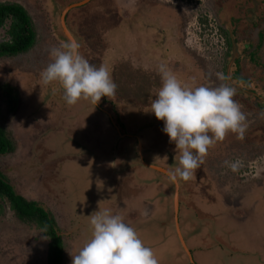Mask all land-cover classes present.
Masks as SVG:
<instances>
[{
  "label": "rangeland",
  "instance_id": "rangeland-1",
  "mask_svg": "<svg viewBox=\"0 0 264 264\" xmlns=\"http://www.w3.org/2000/svg\"><path fill=\"white\" fill-rule=\"evenodd\" d=\"M14 1L31 12L39 37L30 54L0 59V83L14 85L20 97L14 115L9 116L0 109L3 116L0 123L5 125L17 143L14 154L0 157V169L10 177L18 193L41 202L52 211L60 227L59 233L65 236V264H72L70 252L77 254L91 239V214L103 210L118 214V207L127 204L122 192L130 187L132 181L128 178L136 174L137 166L119 167L118 148L121 150V146L129 144L130 152L134 149L137 156L140 148L134 144V138L145 137L144 131L149 129L151 144L154 145L151 149H155L156 157H165L164 169L174 171L178 165L176 146L170 143L169 136L163 131L164 122L158 120L143 124V115H136V108L140 114L144 111L150 113L151 101L161 87L159 69L162 65L182 84L192 88L201 85L217 87L221 83L233 87L234 100L245 113L248 124L243 140L229 133L222 142L209 149L204 163L191 180H180L183 183L179 186L178 202L180 199V203L188 208L195 194L199 195L197 191H201L198 200L203 201L199 204L202 210L194 211L197 207L194 203L192 220H187L189 225L186 228L189 230L183 229L184 237L189 244L195 242V237L196 242L201 239L208 242L213 238L216 227L224 235L238 217L244 227L236 232L252 234L255 241L261 242L264 238V200L258 203V215H263L262 218L250 216L248 209L234 217L228 211L225 196L232 195L234 189L239 190L246 179L264 174V167H261L259 174L254 175L255 164L264 160V68L251 61L247 53L248 47L261 42L260 33L264 34V0H221L218 5L216 1V6L207 0H91L82 5L83 8L90 7L89 15L73 16L67 25L79 46L80 55L97 68L104 65L112 80L120 77L123 85L146 76L150 81L144 100L131 106L127 99L125 103L121 102L116 91L110 98L102 97L97 105L81 100L69 106L58 83L42 84L40 74L52 62L50 50L72 43L64 32L63 13L70 4L84 0H66L71 2L68 6L63 5L62 0ZM238 9H242L239 16ZM116 10L121 16L114 21L112 16L116 15L108 12ZM210 10L216 14L211 27L204 19V13ZM139 23L147 33L151 31L155 35V43H145L141 52H138L139 43H133L135 38L147 41V35L137 34ZM227 31L231 47L228 46ZM114 39L115 43H109ZM239 70L248 75L250 83L237 79ZM217 73H222L227 79L221 81ZM132 100V97L128 98L129 102ZM156 123L161 125L155 128ZM104 142L109 147L108 151L103 150ZM142 144L141 149L145 151L146 144ZM89 151L92 153L85 154ZM236 158L252 168L253 175L244 177L243 168H240L237 173L233 172V178H229L230 171L225 170L224 162L235 161ZM147 159L144 162L150 163ZM58 164L63 167V173H59ZM117 172H123V178H127H122L123 181L129 182L127 186L122 183L120 188L123 189L118 193L114 183ZM62 177L65 199L61 198L64 196L60 191L61 184H55ZM136 177L140 179L142 175ZM166 178L171 182L173 205H164L166 193L158 183L147 191L153 195L149 196L152 200H158L160 212L142 217L130 226L154 251L158 264H182L187 252L178 236L176 221L168 216L176 212V187L169 176ZM150 180L143 177L139 184ZM261 189L263 187L259 186L257 192ZM132 192L134 197L130 202L134 204L136 199V203H143L141 187L132 186ZM202 204L206 205L205 209ZM209 206H213L211 210ZM68 219L73 223L71 226ZM225 222L229 224L227 229ZM155 232L159 233L156 242L153 238L156 237ZM171 237H176L175 245L170 244ZM224 238L225 235L222 236ZM50 242L43 231L35 225L20 222L9 210L0 218V264H48ZM164 249L171 250L174 256L181 250L183 258L166 256L164 259L160 255ZM209 255L208 252L202 253V261L195 256L197 264L214 260Z\"/></svg>",
  "mask_w": 264,
  "mask_h": 264
},
{
  "label": "clouds",
  "instance_id": "clouds-1",
  "mask_svg": "<svg viewBox=\"0 0 264 264\" xmlns=\"http://www.w3.org/2000/svg\"><path fill=\"white\" fill-rule=\"evenodd\" d=\"M210 12L216 15L213 10ZM204 19L208 25V19L205 16ZM78 47L69 43L52 48V62L42 70L41 81L43 85L58 83L69 106L81 100L97 105L102 97L114 96L117 85L104 65L97 68L90 64L80 55ZM159 75L161 87L151 101V112L164 122L163 131L176 146L178 165L168 172V176L179 184L180 180L192 179L209 149L222 142L229 133L243 140L248 127L247 117L234 100L235 89L226 83L217 87L192 88L182 84L163 65ZM217 77L221 81L227 79L222 73H217ZM224 163L234 173L243 166L239 159ZM90 225L91 239L77 254L70 252L72 264H158L154 251L144 244L133 227L125 223L122 215L112 214L109 210L94 212L90 215Z\"/></svg>",
  "mask_w": 264,
  "mask_h": 264
},
{
  "label": "crops",
  "instance_id": "crops-1",
  "mask_svg": "<svg viewBox=\"0 0 264 264\" xmlns=\"http://www.w3.org/2000/svg\"><path fill=\"white\" fill-rule=\"evenodd\" d=\"M89 1H91V0H89ZM216 1H217V5H218V3L220 4V2H221V0H207V2L212 4V5H215ZM68 12L65 15V19H66ZM108 14L116 15V16H112V17H114V21L116 20L117 16L119 18L121 16L120 12L117 10L113 11V13L108 12ZM241 14H242V9L241 10L238 9L237 15L239 16ZM157 21H158V19L155 22H157ZM108 22H110V21H108ZM68 23H69V21H67V19H66V24L69 25ZM137 27H138L137 28V34L139 33L138 35H141V36L147 35V41H137L136 38L135 39L133 38L135 41L133 43H155V39H154L155 35H153L154 32L150 31V33H147V31L145 29H143V26L140 27V23L138 24ZM131 33H133V32H131ZM126 35H128V33H126ZM69 38H70V36H69ZM128 38H130V37H128ZM78 43H79V41H78ZM109 43H115V39H114V41L109 42ZM113 80L115 83V78H113ZM136 115L137 116L139 115V117H141L143 115V118H144L143 124H145L146 122H149V121H152V122L158 121V119L155 117V114L152 112L147 113L144 111V113L140 114L139 111H136ZM160 125H161L160 123H156V125L154 127L156 128V127H159ZM117 131L119 132L120 136H123L118 128H117ZM56 132H58V131H56ZM144 132H145V137H140V139H139V137L134 138V144H137L138 148H140V151L137 154V156L134 154V151H135L134 149L132 152H130L129 147H128L129 144L124 145L126 147V149H124L125 147H122V146H121V150H120V148H118L119 153L117 155H116V153H114L119 158V161H120L119 167H125L129 164L137 166V167H135L137 170L136 174H134L132 178L131 177L128 178V180L132 181V183L130 184V187L128 189H126V191L122 192L124 199H126V201H127V204L123 207L119 206L118 211H117L118 214L123 216L125 223H127L128 225H133L140 218L149 216L151 214H155V212H157L159 210L158 200L157 199L155 201L152 200L149 196H153V195L151 194L150 191H147V190H149V188H153L158 183L162 184L163 192L166 193L164 205H168L170 203H171V206L173 205V198L171 196V191L169 188L171 185V182H168L169 179L166 178V176H168V172L170 170L164 169V168H166L164 165V163H165L164 158L165 157H160V156L156 157V152L154 153L155 149H151V147L154 148V145L151 144L152 141L150 140V137H152L150 134L151 131L148 129L147 131H144ZM143 139H144V141H143ZM142 142L146 144L145 145L146 146L145 151H144V149H141V147L143 146ZM130 144L132 145L133 143H131V141H130ZM141 144H142V146H141ZM108 148L109 147H108L107 143L104 142L103 150L108 151ZM142 150H143L144 154H142ZM91 153L92 152H90V151L85 152V154H91ZM148 157H149V159H147ZM144 159L149 160L150 163L144 162ZM57 166H58L59 173H61V172L63 173V167H61L60 164H58ZM225 170L226 171L229 170L230 172H228L227 176L229 178H233V176L235 174L230 170V168H228L226 166ZM137 175H142V177H140V179H139V177H136ZM143 177L146 179H149V180L151 178H153L154 180L153 181L150 180V181H147L143 184H139V182H141V178H143ZM122 178H123V172L122 173L117 172V174H115V176H114V183H115V186L117 187V188H115L116 192L123 189L122 187L120 188L122 183L126 184V186L129 184V182H127L128 180L123 181V179H125L126 176L123 179ZM62 180H64L63 177L61 178L60 182L58 180L55 181V184H57L58 186L61 184L59 186L60 188L62 187V184L64 183V181L62 182ZM181 183H183V182H181ZM181 183L180 182H179V184H176L174 182L172 183V184H175V187H176L175 188L176 195L174 198V202H175L174 205H176L175 206L176 212H174L175 214L173 213L172 215L169 213L168 216L172 217V219H174L176 221V225H177L176 229L178 232V236L180 237V240L182 242V247L185 248V245H186V247L189 248V251L191 253L190 252L188 253L186 250L187 254L183 258L182 257L183 251H181V250L176 251L177 254L174 256V253H172L171 250L164 249L160 252V255L164 259L166 258V256L168 258H170V256H174L175 258H178V259L183 258L182 264H197V260H196L195 256H197L198 259L200 261H202V257H203L202 253L208 252L210 254L209 256L212 255V257H214V260H212V259L210 261L206 260V264H264V238L261 239V242H257L252 237V234H245V232H242V231H240L239 233L236 232V230H239V229L241 230V228L244 227L243 222H241L238 217L236 218L235 223L233 224L231 230L229 229L224 234L225 235L224 239H222V236H224V235L222 233H219V229L216 227L214 229L215 234H214L213 238H211V240H209L208 242L203 241L202 239H201V241L196 242L197 237H195V242H192V244H189L187 242L186 238L184 237L183 229L189 230L186 228L189 225L187 220H190V221L192 220L191 213L193 211L191 209H194V203H195V206H197V207H195L194 211L196 209L202 210V208L199 207V204L202 201V199H201V201H199L197 198V196L199 197L201 191H197L199 195L195 194V197H193L191 199L192 200L191 205H189L187 208L184 206L183 203H180V199L178 202L177 196L179 193V186ZM241 184H242V186H240L241 188L239 190L234 189L232 191V195L225 196V198L227 199L225 201V203L228 205V208H229L228 211H231L232 215L234 217H236L239 215L240 212L248 209L250 216L255 217V218H256V216H258L259 218H262L263 215H258V214H260V212L258 211V207H259L258 203H259V201L264 200V174L262 176L257 177V178L255 177L252 179H250V178L246 179V182L241 183ZM134 185L141 187L142 191H144L143 195L141 196L143 199V203H141V202L136 203V199L133 201L134 204L130 202L132 197H134L133 196L134 194L132 192V186H134ZM259 186L263 187V190L261 189L260 192H257V189L259 188ZM200 188H202V184L200 185ZM60 191L64 192L63 193L64 196H61V198L65 199L66 193L64 191V187H62V189ZM119 194H121V192ZM144 197H145V199H144ZM120 199H122V197H120ZM181 202H182V200H181ZM207 204H208V202H207ZM260 204H261V202H260ZM201 206L203 207V209L206 208V205L202 204ZM212 207L213 206H209V209L211 210ZM249 208L253 212H251ZM159 212H160V210H159ZM131 216H133V217H131ZM67 218H69V217H67ZM67 221H68V224L70 226L73 224L72 222H69V219ZM225 224H226V229L229 228V224L227 222H225ZM172 232H173V235L175 236L176 233L174 231H172ZM155 234H156V237H153V238L155 239V242H156L159 239V233L155 232ZM60 235H62V234H60ZM175 238L176 237L170 238V240H169L170 244L175 245ZM190 238H193V236ZM190 240H192V239H190ZM166 245L167 246L169 245L168 242ZM175 249H176V247H174L173 251Z\"/></svg>",
  "mask_w": 264,
  "mask_h": 264
},
{
  "label": "trees",
  "instance_id": "trees-1",
  "mask_svg": "<svg viewBox=\"0 0 264 264\" xmlns=\"http://www.w3.org/2000/svg\"><path fill=\"white\" fill-rule=\"evenodd\" d=\"M61 3L68 6L71 2L62 0ZM83 6L71 9L66 16L67 21L70 22L71 18L77 15L88 16L90 7L83 8ZM226 34L228 37V31ZM259 36L261 42L252 45L253 47L249 45L247 53L251 61L264 68V34L260 33ZM38 37V26L34 17L23 4L14 0H0V59L30 54L38 42ZM144 44L139 43L138 52H141ZM231 45L232 42L228 37V46L231 47ZM260 48L263 50L260 51ZM236 76L239 81L250 83L248 75L243 74L240 70ZM121 80L120 77L116 76V92L121 102L127 99L128 105L132 103L136 105L148 94L150 81L147 80V76L142 79L139 78L132 84L125 83L123 85ZM131 97L133 100L129 102L128 98ZM19 104L18 89L10 83H0V109L12 116L17 112ZM136 111L139 110L136 108ZM1 118L3 116L0 114V121ZM16 149L15 139L5 125L0 123V157L14 154ZM7 210L12 212L20 222L30 226L35 225L50 238L48 264L66 263L65 236L59 234L60 227L52 211L41 202L30 200L18 193L10 177L4 170L0 169V218L7 213Z\"/></svg>",
  "mask_w": 264,
  "mask_h": 264
},
{
  "label": "built area",
  "instance_id": "built-area-1",
  "mask_svg": "<svg viewBox=\"0 0 264 264\" xmlns=\"http://www.w3.org/2000/svg\"><path fill=\"white\" fill-rule=\"evenodd\" d=\"M204 15H205V17L208 19V25L211 27V26H214V24H213V22H214V20H215V16H214V14L212 13V12H205L204 13ZM236 160H237V158H236ZM263 162L262 163H260V164H255V166H256V169H255V174L254 175H258L259 174V170H260V168L261 167H264V160H262ZM241 168H243V172H242V175L244 176V177H248V176H250V175H253V170H252V168H249V167H247L244 163H243V166L241 167Z\"/></svg>",
  "mask_w": 264,
  "mask_h": 264
},
{
  "label": "water",
  "instance_id": "water-1",
  "mask_svg": "<svg viewBox=\"0 0 264 264\" xmlns=\"http://www.w3.org/2000/svg\"><path fill=\"white\" fill-rule=\"evenodd\" d=\"M87 2H89V0H84V1H82V2H80V3H75V4H72V5H70L68 8H66V10H65V12H64V14H63V18H62V24H63V28H64V31L68 34V33H70L69 31H68V29H67V27H66V21H65V15H66V13L69 11V10H71V9H73V8H75V7H79V6H82V5H84V4H86ZM71 35V34H70ZM70 39L72 40V42H74V39L70 36ZM74 44H76L77 45V43L76 42H74ZM185 248L187 249V247H186V245H185ZM187 251H188V249H187Z\"/></svg>",
  "mask_w": 264,
  "mask_h": 264
},
{
  "label": "bare ground",
  "instance_id": "bare-ground-1",
  "mask_svg": "<svg viewBox=\"0 0 264 264\" xmlns=\"http://www.w3.org/2000/svg\"><path fill=\"white\" fill-rule=\"evenodd\" d=\"M69 34H71V33H68V35H69ZM69 36H71V35H69ZM71 37H72V36H71ZM72 38H73V37H72ZM73 39H74V38H73ZM74 42H75V40H74ZM74 42H73V43H74Z\"/></svg>",
  "mask_w": 264,
  "mask_h": 264
},
{
  "label": "flooded vegetation",
  "instance_id": "flooded-vegetation-1",
  "mask_svg": "<svg viewBox=\"0 0 264 264\" xmlns=\"http://www.w3.org/2000/svg\"><path fill=\"white\" fill-rule=\"evenodd\" d=\"M171 165H174V166H175L174 162H171ZM175 167H176V166H175Z\"/></svg>",
  "mask_w": 264,
  "mask_h": 264
}]
</instances>
